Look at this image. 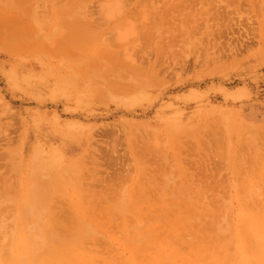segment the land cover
Instances as JSON below:
<instances>
[{
	"label": "rangeland",
	"instance_id": "1",
	"mask_svg": "<svg viewBox=\"0 0 264 264\" xmlns=\"http://www.w3.org/2000/svg\"><path fill=\"white\" fill-rule=\"evenodd\" d=\"M119 1L0 0V264H259L264 0Z\"/></svg>",
	"mask_w": 264,
	"mask_h": 264
},
{
	"label": "bare ground",
	"instance_id": "2",
	"mask_svg": "<svg viewBox=\"0 0 264 264\" xmlns=\"http://www.w3.org/2000/svg\"><path fill=\"white\" fill-rule=\"evenodd\" d=\"M52 1H53V0H52ZM119 2H120V3H119ZM56 3H57V2H56ZM115 3H116V6L119 4V5H118V6H119L118 9H120L121 6H122V5H121V4H122L121 1L116 0ZM113 5H114V4H113ZM120 5H121V6H120ZM66 37L69 38V36H66ZM66 39H67V38H65V40H66ZM69 41H70V40H69ZM65 42H68V41H65ZM32 185H33V186H32ZM38 185L40 186V184H38V182H37V185H36V184L34 185V183H32L31 186H30V185L28 186L27 190H29V191L31 190L32 192H38V191H33V190H39V189H38V188H39ZM37 187H38V188H37ZM7 191H8V190H7ZM78 191H79V190H78ZM80 191H82V190H80ZM8 192H11V191H8ZM29 193H30V192H29ZM27 194H28V192H27ZM30 194H32V193H30ZM33 194H34V193H33ZM36 194H38V193H36ZM77 195H78V194H77ZM33 196L37 197L36 195H33ZM33 196H32V197H33ZM32 197H30V199H31ZM35 197L33 198L34 200H35ZM80 197H81V196H80ZM30 201H31V200H30ZM30 203H31V202H30ZM30 203H29V204H30ZM34 203H35V201H34ZM29 204H28V205H29ZM28 205H27V206H28ZM22 211H23V209H22ZM42 211H44V210H42ZM28 212H30V211H28ZM86 212H87V214H88L89 211H86ZM95 212H96V211H95ZM89 213H90V212H89ZM24 214H25V213H24ZM27 214H28V213H27ZM38 214H39V213H38ZM49 214H51V212H50ZM53 214H54V213H53ZM83 214H84V212H83ZM22 215H23V214H22ZM39 215H41V214H39ZM43 215L45 216L46 213L42 214V217H43ZM89 215H90V214H88L87 217H83V219H84V218H89ZM91 215H92V214H91ZM91 215H90V216H91ZM26 216H29V215H26ZM30 216H31V212H30ZM93 216H94V215H92L91 217H93ZM97 216H98V214H97ZM42 217H41V218H42ZM26 218H29V217H26ZM31 218H32V217H31ZM44 218H46V217H44ZM47 218H48V215H47ZM53 218H54V217H53ZM22 219H23V217H22ZM96 219H97V218H96ZM24 220H25V219H24ZM35 220H38V219L35 218ZM41 220L43 221V219H41ZM54 220H55V218L52 219V220H49V221H50V226L52 225L51 223L54 222ZM92 220H94V218L91 219V222H93V224H94V221H92ZM31 221H32V220H31ZM33 221H34V220H33ZM82 221H83V223H85L84 220H82ZM87 221H88V220H87ZM89 221H90V218H89ZM28 222H29V221H28ZM28 222H26V223L29 224ZM43 222H44V221H43ZM31 223H34V222H31ZM36 223H37V224H38V223H39V224H42V223L40 222V219H39V221H37ZM39 224H38V227H39ZM43 224H44V223H43ZM43 224H42V225H43ZM53 224H54V226L52 225L53 227H51V229H52V228H53V229H55V228H56V229L59 228V227H57L58 225H56V222H54ZM85 224H86V223H85ZM25 225H26V224H25ZM35 225H36V224H35ZM45 225H46V224H44L43 226H45ZM81 225L84 226V224H81ZM87 225H88V223H87ZM87 225H86V226H87ZM89 225H90V224H89ZM97 225H98V224L95 223V226H97ZM27 226H28V225H27ZM47 226H48V225H47ZM86 226H85V227H86ZM34 227H35V226H34ZM38 227H36V228L38 229ZM54 227H55V228H54ZM89 227L91 228V226H89ZM36 228H35V229H36ZM44 228H45V227H44ZM44 228H43V229H44ZM41 229H42V227H39V230H41ZM43 229H42L41 231H39V232H43ZM24 230H25V229H24ZM24 230H23V231H24ZM28 230H29V229H28ZM85 230L87 231L86 228H85ZM89 230H91V231L93 232L92 229H89ZM35 231H36V230H35ZM51 231H52V230H51ZM54 231H55L56 234H57V232H58L59 230H58V231H57V230H54ZM45 232H46V229H45V231H44L43 233H44V234H49V233H48L49 231L46 232V233H45ZM92 232H91V233H92ZM30 233H32V232H30ZM36 233H37V232H36ZM58 233H59V232H58ZM91 233H90V234H91ZM24 234H25V233H24ZM27 234H28V233H27ZM38 234H39V233H38ZM44 234H43V235H44ZM51 234H52V232H51ZM54 234H55V233H54ZM33 235H34V234H33ZM59 235H60V234H58V236H59ZM25 236L27 237V235H25ZM35 236H36V235H35ZM50 236H51V235H50ZM50 236H48L49 239H50ZM52 236H53V235H52ZM54 236H57V235H54ZM63 236H64V235H63ZM26 237H24V238H26ZM37 237H39V236H37ZM45 237H47V236H45ZM59 237L61 238V235H60ZM59 237H58V240H59ZM29 238H30V237H28V239H29ZM39 238L41 239L42 236H40ZM39 238H38V239H39ZM55 238H56V237H55ZM28 239H27V240H28ZM31 239H32V241H34L33 238H31ZM49 239H48V240H49ZM38 241H39V240H38ZM44 241H45V239H44ZM60 241H61V240H60ZM62 241H63V240H62ZM62 241H61V242H62ZM28 242H29V241H28ZM35 242H36V241H35ZM45 242H46V243H45ZM45 242H43V243H44L43 245L47 244V241H45ZM39 243H40V242H39ZM64 243H65V242H64ZM66 243H67V242H66ZM45 246H47V245H45ZM53 246H54V245H53ZM55 247L58 248L59 246H54V249H55ZM20 248L26 250V248H22V247L19 246V249H20ZM46 248H47V247H46ZM50 248H51V246H50ZM50 248L48 249V251H50ZM61 248H62V247H61ZM28 249H31V248H28ZM33 250H35V248H33ZM51 250H52V249H51ZM56 250H57V249H56ZM21 251H22V250H21ZM31 251H32V249H31ZM36 251H37V250H36ZM51 252L53 253V251H51ZM51 252H48V253H51ZM21 253H23V252H21ZM25 253H26V252H25ZM48 253H47V254H48ZM52 253H51V255H52ZM26 254H27V253H26ZM28 254H29V253H28ZM33 254H34V253H33ZM35 254H36V253H35ZM45 254H46V253H45ZM47 254H46V255H47ZM21 255H25V254L23 253V254H21ZM21 255H19V256H21ZM48 255H49V254H48ZM51 255H50V256H51ZM19 256H18L17 261H19ZM28 256H29V255H28ZM32 256H33V255H32ZM39 256H40V255H39ZM35 257H36V256H35ZM35 257H34V258H35ZM29 258H30V257H29ZM32 258H33V257H32ZM49 258H51V257H49ZM21 259H22V258H21ZM35 259H36V258H35ZM251 259H252V258H251ZM256 259H257V260H258V259L260 260V261H259V264H264V257H262V258L260 259L259 257L256 256ZM30 261H31V259H30ZM37 261H38V260H37ZM255 261H256V260H255ZM20 262L23 263L22 260L19 261V263H20ZM26 262H27V261H26ZM250 262H251V260H250ZM252 262H254V260H252ZM252 262H251V264H252ZM34 263H35V262H34ZM255 264H258V262H256Z\"/></svg>",
	"mask_w": 264,
	"mask_h": 264
}]
</instances>
